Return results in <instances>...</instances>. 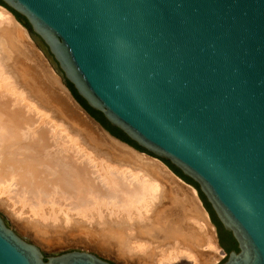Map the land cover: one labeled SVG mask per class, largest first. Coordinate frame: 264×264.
Listing matches in <instances>:
<instances>
[{
  "label": "water",
  "instance_id": "water-1",
  "mask_svg": "<svg viewBox=\"0 0 264 264\" xmlns=\"http://www.w3.org/2000/svg\"><path fill=\"white\" fill-rule=\"evenodd\" d=\"M0 1L66 88L199 185L238 244L219 264H264V0ZM0 264L111 263L0 217Z\"/></svg>",
  "mask_w": 264,
  "mask_h": 264
},
{
  "label": "bare ground",
  "instance_id": "bare-ground-1",
  "mask_svg": "<svg viewBox=\"0 0 264 264\" xmlns=\"http://www.w3.org/2000/svg\"><path fill=\"white\" fill-rule=\"evenodd\" d=\"M26 31L9 11L0 6V206H6L7 204L11 208L15 204H20L22 207H27L31 214L33 212L37 213L40 210L37 207L38 199L34 200L37 197L40 199L41 194H46L50 190V188H46V184H48L50 186L47 187H51L55 194L57 192L73 200V202L71 201L74 204L73 209L79 210L85 206L87 207V202L92 199L96 200V194H98V198H101L100 188L97 186L100 182L103 187H106V192L108 191L109 193L106 196L110 199L109 203L119 206H113L114 208L121 209L123 207V210H125L126 206L138 204L149 198L148 200L157 201L153 213L158 214L163 208L165 211L160 217L166 218L169 214L171 217L174 216L173 222L167 223V226L164 227V232L167 237L174 238V240L178 239L179 241L176 240V243L179 244V247L176 249V253L174 252L173 255L170 253L169 257L160 255V259L157 258L156 261L158 262H154V264H169L172 260L180 258L179 256L185 257V260L190 262L189 264H213L222 257L224 258L225 254L218 244L214 225L202 206L197 191L179 179V177H176L158 159L141 154V152L118 141L101 129L97 123L88 117L61 81L62 86L60 87H62V91L59 86L57 88H60L61 94H64L69 100L67 102H70V104L74 103L76 108L85 115L86 129L79 128L74 119L63 113L62 107H58L59 101L57 100L56 103V100H54L56 96H53V91H50L47 88L48 86L42 85L41 79L39 80V78L30 73L31 64L34 66V62L37 61L38 57L32 55L28 48L31 44H27L26 38L29 34ZM19 66L21 67V74ZM38 74L41 73L39 72ZM47 105H49V109ZM49 110L54 111V117L57 121H51L48 116H45L48 115L46 111ZM47 124L51 125L49 127L51 131L44 127ZM48 131L52 132L51 134L53 132L56 134L53 135L54 137L52 136L53 138L57 135L65 136L66 138L69 136L71 141L73 140L74 146H77L76 142L74 143V139H78L77 141L80 144L84 142L85 148H90L91 152L93 151L100 157L101 162H98L101 164L96 165V162L94 163L96 161L95 158L94 160L92 157L90 158L92 153H84L83 151L86 152L88 149H83L82 151L79 144L77 146L79 148L75 147L76 151L73 148L74 153L76 152L75 154L77 155L72 153L77 157L81 155L80 157L84 158L85 163L82 162L83 159L79 162L80 157L77 159L73 155L66 157L65 154L68 153L66 151L61 153L57 147H54L56 149L52 153L49 152ZM63 132H65V135H62ZM93 134L99 136L100 140H98L99 137L95 140ZM78 135L86 136L87 141H83ZM59 136H57V140L60 139L61 141L63 137L60 136L59 138ZM70 138H68L69 141ZM55 140L53 143L49 139V142L55 145ZM101 140V143L98 142ZM60 141L58 142L60 143ZM106 162H109V164ZM113 162L118 164H112ZM95 179L98 183H94L96 182L94 181ZM162 181L167 182L169 186H161L160 182L162 183ZM168 187H171V189L173 187L175 194L173 192L171 194V190ZM50 194L53 195V192ZM50 198H48V201L52 200ZM88 198L90 199L87 201ZM100 200L104 199L101 198ZM39 204L41 203L39 202ZM69 205L71 206L72 204ZM132 207L133 205L130 209ZM136 207L133 210H137L138 207L137 209ZM158 221L156 222L158 223ZM81 229L83 230V227ZM112 232L113 235L115 234V238L124 245L125 241L128 242L125 248L128 251L122 250L120 247L119 250L117 249L118 257L129 255L128 253L132 251L134 258H137L135 263L145 264L143 260L147 258V255L150 256L151 254L148 253H152L153 250L148 248L142 251L144 244L140 238L145 235L142 234L143 232L130 235L125 229H115ZM197 257L199 258L197 259ZM196 259L200 262H197Z\"/></svg>",
  "mask_w": 264,
  "mask_h": 264
},
{
  "label": "rangeland",
  "instance_id": "rangeland-1",
  "mask_svg": "<svg viewBox=\"0 0 264 264\" xmlns=\"http://www.w3.org/2000/svg\"><path fill=\"white\" fill-rule=\"evenodd\" d=\"M26 39H27V44L28 45L31 44V45L28 46V48L30 49V52L32 53V55L38 57L37 58L38 62L37 61L34 62V66L31 64V69L32 70L30 69V73H32L37 78H39V80L41 79V84L44 85L45 87L48 86L47 88L50 91H53L52 92L53 96L54 97L56 96L54 98V100H56V103H57V100L60 102V103L58 102V105H59L58 107H60V108L62 107L61 110L63 111V113H65L66 115L68 114L67 115L68 117L70 116L71 119H74L75 123L78 124L77 126L79 128L86 129L85 127H87V126H86V121H85V115L76 108L74 103L70 104V102H67L69 100L64 96V94H61V91H62V87H60V86H62L61 78L59 77V75H57L54 72V70L52 69L51 65L48 63L47 59L44 57V55L37 48V46L33 43V41L29 38L28 35H27ZM37 63H38V66H37ZM43 68H44V70H43ZM19 71H20V74H21V67L20 66H19ZM39 72L42 75L38 74ZM55 78H56V80H55ZM42 80H44L45 83ZM56 82H58V83L56 84ZM58 86L61 88V91H60V88H57ZM59 94H61V95H59ZM63 96H64V98H63ZM63 102H65L64 105H62ZM48 106L49 105H47V107ZM48 109H49V107H48ZM53 110L52 111L51 110L46 111V113L48 115H45V116H48V119L51 120V121H57L56 118L54 117L55 113H54ZM64 111H67V112H64ZM50 126H51L50 124H47V126L44 125V127H46L48 130L50 129L49 128ZM49 131H51V129ZM65 132H63L62 135L63 134L65 135ZM51 133L52 132H49V134L47 136V139H48L47 141H48V144L50 145L49 152L52 153L56 149V148L54 149V147H57V149L59 151H61V153L62 152L64 153L65 151H66V153H68V154H65L66 157L67 156L70 157V156L73 155L74 158L77 159L81 155L80 156L78 155V157L75 156L77 154H75L76 152L74 153V151H76V148L80 147L82 151H83V149H85V150L88 149V151H86V152L83 151L84 153H87V154L89 152L92 153V154L89 153L90 154V158L92 157L93 160L95 158L96 161H94V163L96 162L95 163L96 165H100L101 164V163H99V162H101L100 161L101 160L100 157L98 155H96L93 151L91 152L90 148H88V147L85 148L84 142H83V144H80L77 141L78 139H76V140L74 139V143L76 142L77 146L81 145L83 148L81 146L77 147V146L73 145V143H72L73 140L71 141V138L69 136H67V137L70 138V141L65 136H61L60 135L61 137H63V138H61V141H60V139L57 140L58 139L57 136H59V135H57L55 137L56 138V140H55V138H53L54 137L53 135H56V134L54 132H53V134H51ZM59 134H60V132H59ZM84 135H81V136L78 135V136L83 141H87V137L84 136ZM60 136H59V138H60ZM98 137L99 136H97L96 134H93V138L95 140ZM49 139L53 143H54V140H55V145L52 142H49ZM63 139L64 140L66 139L67 141L65 140V142H64ZM98 140H100V137L98 138ZM58 141H60V143ZM66 142H68V143H66ZM98 142L101 143L102 140L98 141ZM69 145H73L74 147L73 146H69ZM61 147H63L64 149L63 148L61 149ZM68 147H71V148H68ZM73 148H75L74 151H73ZM67 150H68V152H67ZM141 154H145V153H141ZM145 155H147V154H145ZM147 156H149V155H147ZM80 158H79V162H81L82 159H83L82 162L85 163L84 158H82V157H80ZM77 162H78V160H77ZM132 162H134V161H132ZM106 163L109 164V162H106ZM112 164L116 165L118 163H114L113 162ZM94 181H96V179ZM94 183H98V181H96ZM95 185H97V184H95ZM160 185L161 186L164 185V187L169 186L168 183L164 182V181H162V183L160 182ZM187 185H189V184H187ZM47 186H50V185L46 184V188H48V189L50 188V190L46 193L47 195L46 194H41L40 195L41 196L40 199L37 197L34 200V201H36L38 199V206L37 207H39L40 210L37 213L33 212L31 214L29 209H27V207H24V206L22 207V206H20V204H15L11 208H9L7 206V204H6V206L5 205L4 206H0V217L4 220L5 224L11 230L14 229L15 232L18 235H20L21 237L27 238L30 241L31 244H34L35 246H37L44 254H63V253H67V252L78 251V252H85V253L93 254V255L99 257L100 259H102V260H104L106 262H109L111 264H137V263H135L137 261V258H134V255H133L132 251H130L128 253L129 255H125L123 257H118L117 256L116 252L119 250V247L122 250H124L127 247L126 244L128 242L125 241V245H124L122 242L117 240L115 238L116 237L115 234L113 235V232H112V231H115V229H118V230H121V229L124 230L125 229V230H127V233L129 235L130 234H135L137 232L138 233L139 232H143L142 234H145L144 236H142L140 238L141 242L144 244V247H143L142 251L147 250L148 248L153 250L152 253L151 252L148 253V254H151V255L150 256L147 255V258L145 257L146 259L143 260V262L145 264H154V262L157 263L158 261H156V259L159 258L160 255H162L163 257L164 256H168L169 257V255H171V254L173 255L174 252L176 251V249H178V247H179V244L176 243V240H178V239L174 240V238H171V237L169 238V237H167L165 235V232H164V227L167 226L166 225L167 223L173 222L172 219L174 218V216L171 217L170 214H169L168 217H166V218L165 217H160V215L163 214L164 211H165L163 208H161L162 210L160 209L161 211H159L158 214L153 213L154 210H155V206L157 205V201H155V200H151L150 199L152 201L151 202L150 200H148L149 198H147L144 201L138 203L139 206H138V204H135V205L131 204V206L133 205V207L131 209H130L131 206H126V208H124L125 210H123V207H121V209L120 208L119 209L118 208H114L113 206H115V207H119V206L117 204L112 205V204L109 203L110 199L106 197V196H108L109 193H108V191L106 192V190H107L106 187H103L102 184L99 182L97 186L100 188L99 193H100L101 198L104 199V200H100L101 198H98L99 196H98V194H96V200L92 199V200H94V202H92V204H90L92 200L90 202H87V207L89 209L85 206V207H83L84 209L81 208V209H79L80 210L79 211L78 209H73V206H74V204L72 203L73 200H70V198H67L66 195H65V197H66L65 198L64 195H62L60 193L58 194L56 192V194H55L54 190H52L51 187H47ZM168 189L171 190V192H170L171 194H172V192L175 194V190H174L173 187H172V189H171V187L170 188L168 187ZM51 192H53V195L50 194ZM48 194H50V195L48 196ZM43 195H45V196H43ZM102 195H104V196H102ZM48 198H50L52 200L48 201L49 200ZM68 199H69V201H68ZM89 199L90 198H88L87 201ZM97 199H98V201H97ZM47 201H48L49 204L47 203ZM105 201H106V203H105ZM39 202L41 204H39ZM44 203H46V204L44 205ZM54 203L55 204L57 203V205H55ZM68 203L72 204V205L70 206ZM93 203H95L96 205L93 204ZM107 203H109L108 204L109 206L107 205ZM51 204H53V205H51ZM67 204H68V206H66ZM95 206H97L99 209L97 207H95ZM110 206H112V207H110ZM135 206L138 207V209L136 207V209L138 211L137 210H133L135 208ZM20 207H22V208L20 209ZM142 208H144V209H142ZM77 210H78V212H77ZM82 210H84V211L82 212ZM40 211H41V213H40ZM155 216H157V217H155ZM164 220H165V222H164ZM156 221H158V223ZM162 223H164V224H162ZM162 225H164V226H162ZM80 226H81V228L83 227V230L84 229H86V230L89 229V230H87V231L84 230L83 231L80 228ZM138 226H139V228H138ZM216 236H217V233H216ZM101 245H102V247H101ZM125 251H128V250L125 249ZM179 257L180 258L172 260L171 262H169V264H189L190 263V262L185 260V257H183V256H179ZM198 258L199 257H197V259ZM225 258L226 257L224 256V258L222 257L220 260L214 262L213 264H219ZM198 261L199 260H197V262Z\"/></svg>",
  "mask_w": 264,
  "mask_h": 264
},
{
  "label": "trees",
  "instance_id": "trees-1",
  "mask_svg": "<svg viewBox=\"0 0 264 264\" xmlns=\"http://www.w3.org/2000/svg\"><path fill=\"white\" fill-rule=\"evenodd\" d=\"M0 6L4 7L5 9H7L15 18H20V15L17 14L16 12H14L13 10H11L10 8H8L6 5H4L1 1H0ZM68 90L70 91L71 95L73 96V98L76 100V102L95 120L97 121L111 136L115 137L116 139L120 140L121 142L129 145L130 147H132L133 149L141 152V153H145L151 157H154L152 154L146 152L145 150H143L142 148H140L136 143H134L133 141H131L121 130H119L118 128H115L113 126H111L108 121L104 118L103 114L93 110L92 108H90L87 103L77 94L76 90L74 89V87L67 82L66 83ZM165 166H167V168L173 173L175 174L177 177H179L182 181H184L185 183L191 185L193 188H195V190L197 191V194L200 198V200L205 203L206 199L205 196L203 195V193L200 191L199 185L197 183H195L193 180H191L190 178L185 177L182 172L177 169L175 166H173L169 161L167 160H163V159H159ZM233 248H230L229 250H227V253L231 252Z\"/></svg>",
  "mask_w": 264,
  "mask_h": 264
},
{
  "label": "flooded vegetation",
  "instance_id": "flooded-vegetation-1",
  "mask_svg": "<svg viewBox=\"0 0 264 264\" xmlns=\"http://www.w3.org/2000/svg\"><path fill=\"white\" fill-rule=\"evenodd\" d=\"M16 19H19V18H16ZM203 207L208 213L209 219L216 229L219 246L224 250L226 254L230 253V252L227 253V250H229L230 248H233L232 251L234 252H239L237 242L235 241V239L233 238L230 232L224 230L223 226L221 225L220 221L218 220L216 216V213L214 212L211 204L207 201V199H206V202L203 203Z\"/></svg>",
  "mask_w": 264,
  "mask_h": 264
},
{
  "label": "crops",
  "instance_id": "crops-1",
  "mask_svg": "<svg viewBox=\"0 0 264 264\" xmlns=\"http://www.w3.org/2000/svg\"><path fill=\"white\" fill-rule=\"evenodd\" d=\"M218 245V244H217Z\"/></svg>",
  "mask_w": 264,
  "mask_h": 264
}]
</instances>
